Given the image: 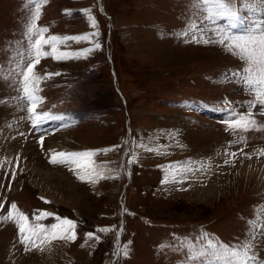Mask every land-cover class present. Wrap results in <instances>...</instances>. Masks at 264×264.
<instances>
[{
	"label": "rangeland",
	"instance_id": "rangeland-1",
	"mask_svg": "<svg viewBox=\"0 0 264 264\" xmlns=\"http://www.w3.org/2000/svg\"><path fill=\"white\" fill-rule=\"evenodd\" d=\"M34 9L30 0H0V216L12 203L31 223L51 213L39 223L71 219L77 238L26 251L15 224L0 220V264H206L208 257L190 259L187 246L200 249L207 238L229 246L249 240L264 261V180L256 184L240 169L243 161L264 167V115L257 105L256 126L226 130L223 122L234 112L247 114L255 97L230 75L245 66L237 56L180 35L194 15L191 0L42 4L37 26L48 29L45 36L89 34L60 44L61 51H93L40 60L34 71L45 79L36 111L56 118L39 124L28 117L27 103L15 99L21 93L14 85ZM240 15L236 28L227 20L202 26L247 34L264 20V7L241 8ZM102 149L111 150L93 160L112 178L95 184L78 180L69 170L74 166L49 163L61 151ZM169 165L192 171L172 182Z\"/></svg>",
	"mask_w": 264,
	"mask_h": 264
},
{
	"label": "snow or ice",
	"instance_id": "snow-or-ice-1",
	"mask_svg": "<svg viewBox=\"0 0 264 264\" xmlns=\"http://www.w3.org/2000/svg\"><path fill=\"white\" fill-rule=\"evenodd\" d=\"M35 3V9L31 14L29 22L26 24L25 37L28 42L27 57L21 54L20 63L16 65V73L19 76L18 81H14V85L19 89L20 95L15 99L26 102L28 117L34 124H39L42 121L55 119L48 112L38 113L36 111L37 105L40 103L41 98L37 95L40 91L39 85L45 77L38 75L34 69L44 57H51L54 60H67V59H80L86 56L87 53L93 51L92 48H84L79 51H61L59 45L66 41H85L89 39V34L74 35V36H58L49 35L45 36L48 29L46 27H38L37 21L40 16L41 5L47 3V0H30ZM237 0H191V5L194 9V15L191 21L186 23V31L180 35L185 38V42H193L203 45H220L227 50L230 54L237 56L244 62L245 66L241 71L230 73L233 77L239 79L245 91L254 95L255 100L249 102V111L247 114L233 113L229 120L224 121L226 130L240 129L242 131H249L256 126V120L252 119L253 109L259 105L260 114L264 115V20L254 22L253 27L247 34L234 35L222 28L216 26L215 28L203 27L206 22L210 21L215 24L220 20H227L228 27L236 28L242 22L240 9L252 10L257 5L264 7V0H240V7L236 6ZM92 27H95V20L90 14V10L83 9ZM71 15V12H68ZM211 33V35H209ZM92 35H98L93 33ZM190 38V40H189ZM50 48L46 51L45 48ZM101 45L95 44V48L99 49ZM25 59L27 60L26 68L23 66ZM51 76L54 74H46ZM243 139V137H241ZM43 137H41V141ZM233 141L232 143H238ZM231 146V145H230ZM115 147V146H114ZM143 147V145H138ZM111 149L102 150H86V151H73V152H59L53 154L49 163L53 165H71L70 171H75L76 178L85 181L87 178L88 183L95 184L99 179H108L104 175V169L98 167L93 157L97 155L98 151L107 152ZM152 150V149H148ZM236 153H231L228 159L224 160V164L232 163V159ZM260 155H264V150L260 151ZM251 158L250 156L248 157ZM132 161H129L131 163ZM171 172L172 182L177 181V177L185 175L192 169H184L179 165H169ZM15 175V174H13ZM167 177L162 183H168ZM4 205L0 203V209ZM51 213L42 212L40 215L35 216L34 220L37 223H31L29 218L17 210L15 203H12L7 211L6 216H0V220L11 221L15 224L20 243L24 245L25 250L29 251L32 248H38L43 251L41 245L48 244L53 240L62 239L65 241L76 240V223L68 218L56 217L58 223H52L50 226H45L39 221L51 216ZM252 224V221H249ZM100 232L108 231L107 228H100ZM88 239L93 238L92 233L86 234ZM99 240V237H96ZM163 247V246H161ZM188 256L192 260H201L205 257L209 259L206 264H264V261L259 259L258 254L253 252V245L249 240H245L238 245H225L217 244L211 238H207L206 242L202 244L200 249H196L192 245H188ZM125 257L128 256V248L125 246L123 250Z\"/></svg>",
	"mask_w": 264,
	"mask_h": 264
},
{
	"label": "bare ground",
	"instance_id": "bare-ground-1",
	"mask_svg": "<svg viewBox=\"0 0 264 264\" xmlns=\"http://www.w3.org/2000/svg\"><path fill=\"white\" fill-rule=\"evenodd\" d=\"M50 144H52V143H50ZM52 146H55V145H52ZM242 163H243V165L240 168L241 169V172L244 171V172H242L244 175L246 173H247V175L248 174H251L252 177L249 176V179L251 178L256 184H259V183L261 184V181H259V179L262 178V180H264V167H259L258 164L257 165L256 164H254V165H248L245 161H243ZM36 169L33 168L32 170H36ZM38 170H36V171L38 173H40ZM37 181H38V179H37ZM36 183H38V182H36Z\"/></svg>",
	"mask_w": 264,
	"mask_h": 264
}]
</instances>
